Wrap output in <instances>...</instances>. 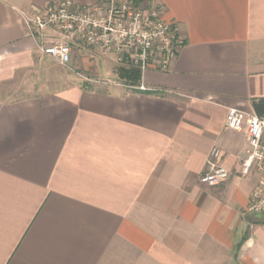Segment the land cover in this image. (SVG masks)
<instances>
[{
  "label": "crops",
  "instance_id": "crops-1",
  "mask_svg": "<svg viewBox=\"0 0 264 264\" xmlns=\"http://www.w3.org/2000/svg\"><path fill=\"white\" fill-rule=\"evenodd\" d=\"M60 1L0 0V264H264L259 175L240 174L246 135L226 127L264 98V0H150L177 53L136 87L37 81L53 58L22 15ZM214 146L231 173L210 186Z\"/></svg>",
  "mask_w": 264,
  "mask_h": 264
},
{
  "label": "built area",
  "instance_id": "built-area-1",
  "mask_svg": "<svg viewBox=\"0 0 264 264\" xmlns=\"http://www.w3.org/2000/svg\"><path fill=\"white\" fill-rule=\"evenodd\" d=\"M22 17L39 50L61 65L71 60V44L80 41L142 71L149 66L166 69L177 53V27L167 22L159 6L150 0L138 4L133 0H102L94 5L63 0L33 6ZM49 30L54 33L51 41L46 34ZM226 127L246 135L249 148L241 161L240 174L259 175L248 211L264 215V115L230 109ZM230 173L223 164V151L214 146L200 182L217 186L225 183Z\"/></svg>",
  "mask_w": 264,
  "mask_h": 264
},
{
  "label": "rangeland",
  "instance_id": "rangeland-1",
  "mask_svg": "<svg viewBox=\"0 0 264 264\" xmlns=\"http://www.w3.org/2000/svg\"><path fill=\"white\" fill-rule=\"evenodd\" d=\"M48 31L46 34L48 35ZM72 54L71 60L67 65H61L56 60L44 57V68L37 81L42 83H50L58 85L62 83L84 81L87 73L93 78L101 81H118L116 69L121 66V62L116 59V56L110 53L102 52L94 47L88 46L84 42H75L71 44ZM124 65V64H123ZM125 66V65H124ZM137 67V66H136ZM50 81V82H49ZM18 85L13 86L17 94H13L10 98H21L29 96L28 90H31L34 85V80L23 79L18 82ZM24 91L23 93H20ZM31 92V91H30Z\"/></svg>",
  "mask_w": 264,
  "mask_h": 264
},
{
  "label": "trees",
  "instance_id": "trees-1",
  "mask_svg": "<svg viewBox=\"0 0 264 264\" xmlns=\"http://www.w3.org/2000/svg\"><path fill=\"white\" fill-rule=\"evenodd\" d=\"M135 3L143 2L144 0H133ZM118 78L127 87H136L141 84L143 71L130 63L125 66L121 65L116 69ZM253 107L257 114L264 115V98L253 101Z\"/></svg>",
  "mask_w": 264,
  "mask_h": 264
}]
</instances>
